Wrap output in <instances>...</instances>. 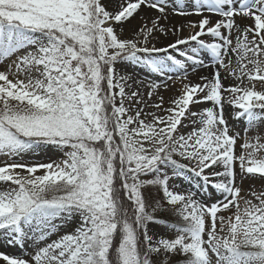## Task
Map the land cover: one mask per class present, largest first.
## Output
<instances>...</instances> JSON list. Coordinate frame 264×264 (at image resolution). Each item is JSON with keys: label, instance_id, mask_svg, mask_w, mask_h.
<instances>
[{"label": "snow or ice", "instance_id": "obj_1", "mask_svg": "<svg viewBox=\"0 0 264 264\" xmlns=\"http://www.w3.org/2000/svg\"><path fill=\"white\" fill-rule=\"evenodd\" d=\"M0 61V264H264V0H0Z\"/></svg>", "mask_w": 264, "mask_h": 264}, {"label": "bare ground", "instance_id": "obj_2", "mask_svg": "<svg viewBox=\"0 0 264 264\" xmlns=\"http://www.w3.org/2000/svg\"><path fill=\"white\" fill-rule=\"evenodd\" d=\"M114 6L113 3H110V7ZM158 13L155 12L154 10L148 9V8H143V10L140 12V14L138 16H136L134 19H132L130 21V23H128L127 25H125V30H124V34L126 37H131L133 32L141 26L142 20L147 22L150 20V18H154L155 16H157ZM200 17L198 16H191V17H187V18H183V17H179L176 15H169L168 19L166 21H161L160 23L162 25H164L165 27H171L172 25H176V26H181V25H186L188 20H192V21H197L199 20ZM218 19V17L213 16V20ZM246 23H251V21H246ZM150 26V24H149ZM181 35L183 36H187L189 35V31L187 28H185L183 30V32L181 33ZM159 39L156 41H153L154 44H156V46H166L168 43L173 42L176 39V36L172 35L171 33L167 36L165 35H161L158 34ZM205 39H207V37H205ZM210 54H205V59L209 58ZM207 62V61H206ZM2 64H5V61H2ZM2 66V65H0ZM143 66H140V68H135V74L136 77L138 79L144 80L146 83L149 82H156V83H160V84H167L168 87L166 88H161L159 90V94L162 95L164 97V101L165 104L168 103L170 104L171 100H173L174 98H176L179 94H180V90H181V83H180V77L183 75V72H171V73H167L164 76H159L158 74L155 73H149L146 71V69H142ZM132 69H129V71H131ZM189 72V79L195 83V82H199V77L202 75H211L212 71L209 70V68L207 69H199L197 72L192 73L191 68L189 67L188 69ZM166 76H171L172 79H169ZM167 78L169 79V83L166 81V79L164 80L163 78ZM225 84L229 83V80L224 81ZM149 89L144 88L142 89V91L147 92ZM156 97L153 96L152 100L156 101ZM205 108L209 107L208 105L204 106ZM203 106H201L200 108H198V111H201L204 109ZM228 111H226L227 114ZM259 180H246L245 184H251L254 185L251 191H256V190H262L261 186H258V188L255 189L256 185L259 183ZM247 182V183H246ZM255 182V183H253ZM248 184L246 186H248ZM260 184V183H259ZM244 185V184H243ZM2 248L3 251L6 252H11V253H15V254H19L20 253V249H8V248Z\"/></svg>", "mask_w": 264, "mask_h": 264}, {"label": "rangeland", "instance_id": "obj_3", "mask_svg": "<svg viewBox=\"0 0 264 264\" xmlns=\"http://www.w3.org/2000/svg\"><path fill=\"white\" fill-rule=\"evenodd\" d=\"M124 36H125V34H124ZM206 61L208 62L209 61V58H207L206 59ZM6 61H5V64H2V61H0V65H2V66H0V70H2L5 66H6ZM135 68H140V66H134ZM142 69H144L143 67H142ZM209 70H211V71H213L212 70V68H209ZM147 71V70H146ZM148 72V71H147ZM166 77H168L169 78V76H166ZM163 78L164 80L166 79V81L169 83V79H167V78ZM229 80V83H227V84H225L226 86H229V85H233V84H235L236 83V81L235 80H233V79H228ZM261 87V85L260 84H257V88H260ZM180 92V91H179ZM152 102H155L154 100H152ZM206 105H208L209 107H211V104L210 103H204V104H200V105H198V106H196L193 110H196V111H198V108H200L201 106H206ZM164 106L165 107H168L169 106V104L168 103H166V104H164ZM205 108V107H204ZM149 110H151V109H149ZM226 111H228L227 112V114L226 115H229V114H232L233 113V109L231 108V107H226V109H225V112ZM185 123H187V122H185ZM229 123L232 125V126H234L236 129H237V131H242L244 128H245V124H244V122L243 121H237V120H234V119H232L231 118V116H230V118H229ZM191 129H190V127L189 128H182L181 129V131H185V132H187V131H190ZM241 151V149H240V146H239V144L237 145V152L239 153ZM61 157H62V153H60V152H58V151H55V150H47V151H45V152H43V153H37V154H35V155H29V156H25V160H32V161H43V162H48L49 160H59V159H61ZM259 180L258 182L260 183H258L257 185H256V187H255V189L256 188H258V186H261L262 187V190L261 191H264V179H261L259 176H256V177H248V178H246V179H244L243 180V188H244V190L245 191H248V192H250L251 190H252V188L251 187H253L254 185H251V184H248L247 182V184H248V186H246L247 184H245V181L246 180ZM253 183H255V182H253ZM2 187H4L3 185H0V188H2ZM182 187H188V184H187V182H183V184H182ZM256 191H260V190H256ZM153 194H155V190H153ZM213 196L215 197V198H219L218 197V195L217 194H215V193H213ZM225 214H227V213H225ZM55 237H53V239H54ZM0 251H3L2 250V248H0ZM15 254V253H14ZM19 254H21V253H19ZM178 259V258H177Z\"/></svg>", "mask_w": 264, "mask_h": 264}]
</instances>
